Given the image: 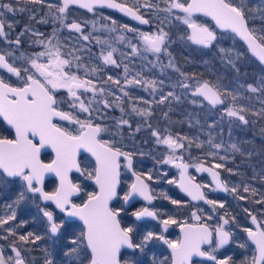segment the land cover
Returning a JSON list of instances; mask_svg holds the SVG:
<instances>
[{"label": "snow or ice", "instance_id": "obj_1", "mask_svg": "<svg viewBox=\"0 0 264 264\" xmlns=\"http://www.w3.org/2000/svg\"><path fill=\"white\" fill-rule=\"evenodd\" d=\"M29 2L43 4L44 0H29ZM77 3L80 7L89 11L97 6L117 9L144 25L149 24L150 20L140 13V9L158 8V5L152 4L150 0H145L144 3H140V0H134L132 6L128 5L127 0H124L123 3H118L116 0H63V5L56 10L61 14L66 13L70 4ZM165 3L167 7L158 9L168 14L165 20L169 23L173 20L180 21L185 26L180 39L185 43L190 42L191 45L197 46L205 55L215 52L224 66L233 74L236 88L229 91L222 82L223 77L220 76L216 77L215 82L198 79L194 84L189 85L186 81L194 79L195 74L189 75L180 72L175 57L168 51L170 44L174 41H172L169 32L165 31L163 27L158 25L155 32H139L137 29H132L124 24L120 26L121 29L126 32H136L143 42L144 52L153 53L157 59L161 53L168 55V64L164 65L161 70L163 71V68H174L175 71L180 72V75L185 78L183 82H180V87L191 89L193 96L202 97L204 101H207L213 107L225 105L224 113L227 117L236 118L243 125H249L253 122L246 118V114L264 120V98H261L264 97V76L258 77L254 84L241 83V76L247 75L246 72L242 73L241 71V60L244 53L237 52L234 48L222 46L226 35L231 34L233 39L238 36L246 42L247 50L258 59L261 65H264V3L259 6L251 4L250 0H247V2L246 0H165ZM48 7L52 8L53 5H48ZM24 10V8L19 9L21 12ZM15 11L17 9L12 3H4L3 0H0V36L7 38L5 29L14 27V22H7L6 14ZM177 12L182 15H178ZM201 16L210 17L215 26L212 27L208 23L202 22ZM31 19H35V16L33 15ZM56 19L63 23L65 17L57 16ZM108 19L111 20L110 17ZM257 21H259V24H257ZM37 22L47 23L44 19ZM111 23L115 25L116 21L111 20ZM66 27L80 33L83 40H89V35H84L80 23L72 22ZM93 27H95V24H93ZM115 30V28L109 29V31ZM218 30L223 31L218 32ZM27 31L29 29L25 28L16 37L14 40L16 45L21 44L20 37ZM33 35L43 37L44 33L33 32ZM53 36H55V32ZM118 39L124 41L125 37L121 35ZM33 43L44 45L45 50L35 53L34 56L26 57L28 67H17L14 60L10 62L8 57L14 56L13 53H0V68L6 69L8 73L16 76L21 81L19 86H13L3 77H0V117H3V120L15 130L13 139L0 136V192L10 190L15 186L17 180L21 183L16 199L13 203L6 205L7 208L12 210L8 215L0 216V226L16 219L14 208L26 202L29 199V194H31L32 203L37 207L42 217L46 219L48 238L57 244L60 240L64 241L60 248L63 257L68 258L67 264H143L137 253H145L148 245L153 241H162L171 249V260L169 261L167 258L160 260L153 256L152 264H192L193 257H207L215 264H235L230 255L225 256L223 259H218L216 255L220 249L235 242L233 241L234 234L232 231L226 230L224 227L230 223L229 219L222 217V224L217 225L215 228H210L207 223L191 225L185 223L181 227L183 232L181 240H170L165 238L162 233L154 231L141 232L135 223L127 225L122 223V213L125 212L124 207H112L110 205L118 197L117 189L121 183L120 160L124 158L126 161L125 166L131 171L133 153L122 151L120 147L115 146L114 141L101 139V133L106 132L107 129L100 124L93 123L91 119V105L95 102V94H103L106 89L103 87L97 88L92 80L82 79L76 72L72 71L73 61L81 60L80 56L73 54L79 49L74 48L73 52L67 53L71 57V59H68L61 53L60 45H53L51 39H39L33 41ZM97 43L107 42L97 40ZM129 46L132 53L137 54L138 45L129 41ZM109 47L111 50L107 51L106 54L103 51L101 52L103 63L119 67L120 64L114 58L117 49L111 48L110 45ZM204 50L207 51L204 52ZM42 58L45 62H40ZM81 66L79 63L76 65L77 69ZM84 68L86 76L89 71L96 72L98 70L96 67L89 69L86 65H84ZM128 72V66L124 65L125 81L128 85H140L155 90L163 84V81L145 79L141 73H136L131 79H127ZM107 81H111L117 86L121 84L120 80H113L112 76H108ZM62 88L66 89L72 98L68 102L69 107L87 113L89 118L81 120L73 112L62 110L61 105L64 101L57 98V91ZM80 90L93 93V100L86 104L81 99L83 93ZM120 90L124 92L125 96L129 95L124 87L121 86ZM241 90L260 94L257 97L261 104L259 110H255L246 104L237 106V102L241 99L249 101L252 99V97L245 96ZM169 97L177 101L180 99L179 96L170 91L166 95H161L158 103H164ZM117 100H120V98L117 97ZM226 100L232 104L231 107L227 106ZM196 102V100L192 101V103ZM101 103L104 107L112 106L108 100H103ZM120 110L124 112L123 107ZM132 112L145 117L152 115L150 109L133 107ZM57 120L78 125L76 134L54 122ZM124 125L129 128L132 127L129 120L121 118L118 122V128ZM148 127L151 128V124ZM135 131H140L139 125L135 128ZM261 131L264 133V129ZM151 134L156 137L158 144L166 145L171 150L167 159L163 160L162 163L174 164L176 168L181 170L179 187L182 191L190 196L193 201H204L211 205L213 210L217 207L224 208V203L207 198L202 189L209 187L208 185L195 183L193 177L187 176L189 163L184 162L182 155H176L177 150H187L193 145L202 148L204 142H197L198 138L187 136H162L160 132L155 130ZM207 143L213 149H220L223 146L221 143H213L211 138ZM230 147L233 152L244 154L237 144H231ZM45 148H51L55 152V159L49 163L41 160V151ZM81 149L95 157L96 167L92 171H88L87 168L81 169L80 162L77 159ZM207 155L215 156L216 153L208 152ZM247 155L250 157L252 153L248 152ZM220 159L223 160L225 157H220ZM192 166L199 171L211 174L212 179L215 181V187L212 188V191L218 190L233 194L238 192L239 185L229 187L227 182L221 180L220 173L214 171L213 168L204 167L202 163ZM222 167H224L222 164L214 165V168ZM73 170L88 179L94 180L98 186V191L88 192L87 199L80 204L75 203L73 200L74 196L83 191L80 184L73 183L70 179L69 174ZM227 171L232 172L233 170L227 169ZM49 173H53L59 178V186L54 191H45V176ZM132 175L135 177V182L129 185V190L122 196L124 203L126 204L131 200L134 195L151 202L154 197L151 194L149 184L142 179L143 174L133 171ZM147 179H152L150 173ZM167 182L169 184L176 183L174 180H168ZM243 192H251L252 195L257 194L255 188L248 186L243 187ZM162 195L167 199H171L166 194ZM239 199L246 200L247 197L241 195ZM37 201L54 203L55 207L65 214L63 219L57 220L53 211L47 207H42ZM171 203L179 205L181 202L171 199ZM255 203L264 205V198L255 201ZM245 212H248V209H245ZM131 215L137 221L144 218L158 219V212L147 207L133 211ZM192 215L196 221L201 220V216L196 215L195 212ZM211 218V216L207 217V219ZM231 219L234 220L235 217ZM77 220L82 222V229L79 231L76 230ZM251 220L256 225V230L244 228L243 231L247 233L248 238L255 245V253L250 260L245 259L241 264H264V220H257L255 215H251ZM22 223H26V221ZM177 223L172 217L160 220L163 232H166L170 225ZM5 231L11 235H16L11 227L5 229ZM4 238L7 239V237ZM43 238L34 232H28L26 235H19L18 240L25 244H35ZM204 245H208L209 248L204 249ZM238 246L246 248L247 244L240 243ZM12 251L15 252V256L5 258L3 249L0 248V264H32V261L26 259L25 255L22 254L19 247H12ZM44 253L43 264H58L52 251L45 248Z\"/></svg>", "mask_w": 264, "mask_h": 264}, {"label": "trees", "instance_id": "obj_2", "mask_svg": "<svg viewBox=\"0 0 264 264\" xmlns=\"http://www.w3.org/2000/svg\"><path fill=\"white\" fill-rule=\"evenodd\" d=\"M3 1H17L18 0H3ZM119 1V0H118ZM132 0H127L128 5L132 6L133 2ZM120 2H124V0H120ZM247 2V0H246ZM18 3H27L30 6L29 0H19ZM250 3L253 5H261L264 3V0H250ZM22 4V5H23ZM51 5V4H49ZM59 5V2L58 4ZM45 7V4L43 3V6ZM58 7V6H57ZM56 12L57 16H63L60 13ZM99 13V12H98ZM102 13H108V12H102ZM109 15L110 12L108 13ZM115 16V15H113ZM55 19L52 22L47 23H31L28 21H24L23 24L20 26L22 27H30L33 32H40L44 33V36H37L32 35L29 39L21 41V50L23 51L22 57H30L34 56L35 53L44 51L45 46L33 43V41L39 40V39H51L52 44H61V41H59L60 36L62 35V27L63 24L60 20ZM73 18L76 19H85L88 18V15L82 12L75 13ZM118 17V16H116ZM204 21H207L204 18H201ZM209 21V20H208ZM211 24V22H209ZM257 24H259V21H257ZM55 32V36H53V33ZM178 37L183 35V30L179 29L178 31ZM175 34L170 33L171 38H174ZM177 37V38H178ZM59 38V39H58ZM236 39V38H235ZM62 40V39H61ZM237 40V39H236ZM59 41V42H58ZM63 47H65V51L67 53L73 52V49H81L82 46L75 45L72 43L73 41H67L62 40ZM79 42H82L81 39L78 40ZM96 41L95 39L92 40V42ZM173 46L170 47L174 50H184V52H174L172 55L175 57V62L177 67H179L180 72L186 73V74H195L194 79L190 80H211L215 82V79L217 76L223 77V84L227 87L229 91H232L234 88L237 87L236 82L233 79V74L227 70L228 75L224 76V72L222 71L221 65L218 64L214 60L213 57H210L209 55H205L204 53H198V52H191L190 50H187L185 48H179L180 45L178 41L175 42V39L172 40ZM178 42V43H177ZM238 45H240L245 50V58L251 60L253 62V67H244L242 65L241 71L242 73L246 72L247 75L241 76L240 82L244 84L248 83H255L260 76H264V67H262L258 62H256L251 56L249 55L246 47L242 45L238 40ZM182 47V46H181ZM54 50V49H53ZM86 51L83 50V52H79L82 54L83 59V65L88 66L89 69L96 67L98 70L95 72L97 73V79L95 77H91L93 81H98L100 84H103L105 88L110 87L112 89V82L107 81L108 76L115 75V72L112 73L111 66L105 65L103 63L101 52H100V46L95 43L93 47L91 48V53H95L94 56L98 57L99 62L93 63L92 57L88 56ZM86 55V56H85ZM207 61V63H206ZM123 65V64H122ZM122 68V66H120ZM120 69H117L116 71H119ZM124 70V68H123ZM90 73H94L89 71ZM120 70L118 75L124 76L125 73H121ZM180 72H178L180 74ZM117 75V74H116ZM178 75L177 72L171 73L168 76L165 77L163 75L162 86L164 87L162 90H169V86L167 85L169 82H171L174 79V76ZM151 76L150 74H146V77ZM178 82L180 81V77H177ZM114 80V77H113ZM107 81V82H105ZM189 81V80H188ZM171 84V83H169ZM244 92L245 96L252 97V99L244 100L241 99L239 102H237V106L239 104H246L250 107H253L255 110H259L261 107L260 100L257 99V97L260 96L259 93H251L245 90H241ZM264 98V97H261ZM100 101V100H99ZM227 106L231 107V103L226 100L225 102ZM148 107H152V105H147ZM157 107H159V110H162V112L158 111ZM224 107L225 105L219 106V107H211L209 113L205 112V108L193 104V103H182L180 101V104H173L165 101L164 103L160 105H153L152 112L153 114L157 115V113H165L166 115H169L170 117L167 119H159L157 122L159 124L163 123L164 126H167L168 128H172L174 130H178L179 136H187L189 138H198L197 142L203 141L204 146L202 148H197L195 145H193L189 150V153L187 154H181L186 161L190 162H204L209 165H215V164H222L224 165L223 169H232L231 175L236 179V181H230L228 180L227 183L229 187L233 185H239V190L237 193H229L228 196L222 197V198H212L213 200L220 201L224 203V208H218L217 210V216L220 218H226L230 220V223L228 226L230 228L232 227V231L236 233L235 231H239L240 233H244L243 229L248 228L251 225V215H255L258 217L259 220H264V205L255 203V201L260 200L264 198V133L262 134V129L264 127V120L259 119L258 117L248 115V118L250 121H253L249 125H237L234 124L233 127L228 126H222V121H228V119L223 120V117L225 115L224 113ZM157 108V109H156ZM104 110V107H103ZM103 110L99 113V119L96 120L94 118V122L96 124H100L103 127L107 129L106 133L103 134L104 140H110L113 141L111 138H109V135H113L112 126L113 124H118V120H114L112 118H109V115L106 112H103ZM157 110V111H156ZM154 115V116H155ZM92 118V119H93ZM222 119V120H221ZM148 123H142V125L148 126L149 124L155 123L154 118H149ZM261 122V123H260ZM260 123V124H259ZM262 125L263 127H261ZM203 129H206L207 133L203 134L200 131ZM228 129V130H227ZM224 132H226L224 134ZM262 134V135H261ZM215 136L216 138H220V142L223 145V139L225 137L231 138L229 143L237 144L242 152L244 154L242 155L240 152H236L235 155L227 157L225 159H220V157H223V152L220 153V151L213 150L212 152H215L216 155H207L206 151V145L208 144L207 141L210 139V137ZM115 137V136H114ZM176 137V136H175ZM122 138V137H120ZM133 139L138 138V136H133ZM223 138V139H222ZM222 139V140H221ZM115 142V141H114ZM118 142V141H117ZM115 142V143H117ZM146 147L144 150L138 149L137 151H134V149L130 148L132 153L142 154L143 156H147V160L152 159V153H150V144H152L151 141H146ZM187 143V142H185ZM153 148V147H152ZM197 148V149H196ZM212 148V147H211ZM248 152H251L252 155L249 157L247 155ZM195 159V160H192ZM83 166L87 168V164L83 162ZM248 186L250 188H255L257 190L256 195H252L251 192L245 193L243 192V187ZM183 194L180 193V195H176L175 197H178V199L181 203L179 205H168L163 207L165 210L170 211L173 213V215H177V219L179 222H182L184 220H189L183 215V210H185L188 205L187 199L182 196ZM246 196V200H240L239 196ZM245 209H248V212H245ZM10 209L9 211H11ZM16 219L9 221L8 224L0 226V248L3 249L4 257L7 258L10 256L9 250L6 248V245H12L14 247H19L22 252L28 255L30 260L33 261L32 264H43L44 260V249L47 248L53 253V257L58 261V264H67V257H63L62 251L60 248V245L64 243L63 240H60L59 244L55 243L53 240L48 238L47 234V227L46 224L41 220L39 216V211L36 206L30 205L29 207L26 205H22L16 210ZM164 210V211H165ZM227 213V215H225ZM251 213V215H249ZM0 216H3V214L0 212ZM235 217L234 220L231 218ZM26 223H22L25 222ZM13 228L16 235H11L9 232L5 231V229ZM82 228L77 224V231L81 230ZM28 232H34L38 235H41L44 237L42 240L37 241L35 244L32 243H23L18 240L19 235H26ZM4 237H7L5 239ZM27 250V251H25ZM139 258L143 261V264H152L150 262L149 257L144 256L143 254H137Z\"/></svg>", "mask_w": 264, "mask_h": 264}, {"label": "flooded vegetation", "instance_id": "obj_3", "mask_svg": "<svg viewBox=\"0 0 264 264\" xmlns=\"http://www.w3.org/2000/svg\"><path fill=\"white\" fill-rule=\"evenodd\" d=\"M4 3H12L13 6L17 9V11L13 12V13H7L6 14V20L8 23H12L14 22V27L12 29H8L6 28L5 31L7 33V38H5V36H0V53L3 54H7V53H13L14 56H10L9 61L12 62L13 60L15 61V66L17 67H28L29 65L26 62V59L20 55H22L23 51L21 50L20 45H16L14 43V40L16 39V37L25 30V27L20 26L21 24L24 23L22 16L28 12V10H32V8L34 7L33 10H35L36 6H43V4H33L31 3V9H29L28 6L24 5L23 3H18L17 1H3ZM59 2V5H57ZM45 4V9H49L47 14L51 15L52 21L55 19L56 17V9L60 6L63 5V0H44L43 2ZM23 4V5H22ZM27 4V3H26ZM51 4L53 5L52 8H49L48 5ZM153 4L157 5V3L155 1H153ZM28 5V4H27ZM58 6V7H57ZM130 6V5H129ZM20 8H24L25 10L23 12L19 11ZM155 8V7H154ZM77 12H82L88 15V19L90 16H94L95 14H97L98 12H107V11H103V10H97L94 14H89L81 9H78L76 7H70L67 9L66 13H63L61 15H63L65 17L62 27V35L61 37L64 40L67 41H78L79 39H81L78 35H75L73 32H71V30H69L68 27H66V25L72 23V22H76V23H82L83 19H76L73 18L72 16H74V14ZM110 12V11H109ZM108 12V13H109ZM140 13L142 15H144V17L146 19L147 16L145 13H143L140 10ZM17 14V15H16ZM116 16H118V19H121L123 22L131 25V26H136L139 28H142L144 30H150L151 27L153 26V22L150 19V26L149 27H143L140 26L134 22H132L129 19H126L125 17H122L120 15L111 13ZM50 18V19H51ZM204 18V17H201ZM206 19V18H204ZM208 20V19H206ZM211 22V21H210ZM212 23V22H211ZM213 25V24H212ZM214 26V25H213ZM183 30V29H182ZM179 33V32H178ZM92 34H96V32L92 31ZM21 41H22V37H20ZM29 39V38H28ZM173 39V38H171ZM9 41H13V42H9ZM241 43V42H240ZM171 53L173 54L174 52L176 53L177 51L174 49H170ZM207 50H204V52H206ZM195 52V51H192ZM178 53V52H177ZM199 53H203L202 51ZM211 54H209L210 56ZM148 59V58H147ZM147 59H145L146 61H148ZM126 62L124 63H119L120 66H122V68L114 66V65H110L111 66V70L112 73L115 72V75H113L114 80H120L121 85L123 84L122 82L125 81V75H118L120 70L122 71L121 73H124V65L128 66L129 72L127 75V79H131L133 76L136 75V73H141V75L143 76V78L147 79L146 77V70L147 67L146 64H143V62L141 61V58H135L134 57H129L128 56V60H125ZM123 64V65H122ZM117 69H120L119 71H116ZM114 74V73H113ZM117 74V75H116ZM164 75V74H163ZM163 75H159V74H153L152 76L154 78H156V81H162L163 79ZM0 77H3L8 83H11L13 86H19L21 81L14 75L8 74L2 70H0ZM177 77H179V75H175L174 79L169 82L171 84H167L169 86V90L165 91L162 90L164 87L162 85H159L155 90H153L152 88H145L144 86H139L142 90L141 92H139L136 89H131L133 90L136 94H130V99L132 101V103H138L141 105H160L161 103H158V101L161 98V95H166L168 92H174L175 95H178V89H179V85L180 83L178 82ZM126 82V81H125ZM176 88V89H175ZM112 90L114 92L117 91V89H113ZM81 93H85L83 92V90H80ZM80 94V93H79ZM57 98L58 99H63L64 103H62L61 108L64 111H71L73 112L74 115H77L79 117V119L84 120L89 118L87 113H82L79 112L78 109H72L69 107L68 102L72 99L70 97V95L68 94V92L66 90H62L57 92ZM86 97H84L83 95H81V99H83L86 103ZM191 99L189 97H180L179 101L169 97V99L167 100V102L169 103H173V104H180V101L182 103H192V101H190ZM87 104V103H86ZM153 109V107H151ZM158 108V109H157ZM156 109L160 112H162V110H159V107H157ZM156 110V111H157ZM99 112L92 109V115H91V119L94 117L96 118V120L99 119ZM152 113L151 117L154 119H167L170 116L166 115L165 113H157V115H155ZM94 118L93 123L94 122ZM60 124V126L67 128L69 131H72L73 134H76V131L78 129V125L76 124H72L68 121H54ZM96 124V123H95ZM161 126H163L164 124L161 123L159 124ZM113 126H118V125H114ZM113 128V127H112ZM114 129V128H113ZM112 129V130H113ZM168 133H171L172 136H176L178 135V130H174L172 128H168ZM113 135H109V138H111L113 141L117 142L115 143V146L120 147L122 151H126V152H132L130 147L127 146V142L124 140L126 139L125 135H126V131L125 130H117L116 132L119 133L118 135H116L115 129L112 131ZM103 134L104 132L101 133L100 138L103 139ZM0 136L3 137H7L9 139H13L15 137V131L12 128H9L5 121L3 120L2 117H0ZM115 136V137H114ZM131 138L135 135H131ZM138 136V135H136ZM120 137H122V139H120ZM144 137L142 136L140 139H135V142L133 143L134 146V151H137L138 153V149H139V145L138 141H143L144 143H146V139H144ZM104 140V139H103ZM146 140V141H145ZM153 147V148H152ZM140 149H142V147H140ZM150 153H152V159L148 160L146 159L147 156H143L141 153L140 154H136L133 153V166H132V171L128 170L126 165V161L124 160V158H121L120 160V164H121V168H120V180H121V184L120 187L118 188V197L117 200L113 201L111 203L112 207H118V206H123L125 209V212L122 213V217H123V221L122 223H124L125 225L127 224H133L135 223L139 229V231L144 232V231H154V232H158V233H162L165 238L170 239V240H181V232L180 229L185 223L187 224H197V223H207L210 228H214L213 227V223H212V218L211 219H207L208 216H213V211H212V207H210L209 204H203V202H200L198 204H194L192 203L185 195V193L181 190V188L179 187V184H177V179H178V173H177V169L174 166V164H171V166H166L165 164L162 163L161 158L162 156L160 155V148H156V146H150ZM143 150V149H142ZM53 159H55V156L53 154V152L49 149H45L41 151V160H43L45 163H49L51 162ZM79 162H80V166L81 169H85V167L83 166V162L87 164V170L88 171H92L96 165H95V161L93 159H91V157L87 154H81L80 157L78 158ZM179 162V161H177ZM184 162L189 163V168L187 171V174L190 177H193L195 181H197L199 184L201 185H208L209 187L203 188V191L205 192V195L207 196L208 199H212L213 198V192H211V188L215 187V184H213L209 174L205 173V172H201L198 169V172L196 173L194 166L196 163L194 162H190V161H186L184 160ZM201 163V162H200ZM202 164H206L204 162H202ZM209 165V164H207ZM212 167H214L213 165H210ZM217 169V168H216ZM135 171L137 173H142V179L145 180V182L147 184H149L150 187V191L151 194L154 197V202L150 205L147 204V202L144 199H136L134 201H132L129 205H126L122 199V196L129 190V185H131L132 183L135 182V178L132 175V172ZM220 174H221V178L223 181L227 182L228 180L232 181H236V179L231 175L230 173V177L227 178L226 175H224V173H222L219 170ZM152 175V179L148 180L147 176L148 174ZM199 174V175H198ZM71 180L73 181V183H78L80 184L81 189H83V191L80 192V195L78 197L73 198L74 202L77 204L82 203L84 200L87 199V193L88 192H96L98 191L96 186L93 185L86 176L79 174V173H73L71 174ZM168 180H174L176 181V183L174 184H169L167 181ZM59 186V182L56 178L50 177L45 179V191H54L56 187ZM21 188V183L17 180V183L15 184V186H13L10 190L5 191V192H0V212L3 214V216H6L10 213V209L6 207V205L13 203V201L16 199L17 197V193ZM183 194L182 196L185 197L187 199L188 205L185 206L187 207L185 210H183V215L187 216L186 218L189 220H184L182 222H179L178 219L176 218L177 215H173L172 212L165 210L163 207L171 205L173 206V204L171 203V199H178V197H175L176 195H180ZM162 194H166L167 197H170L171 199H167L164 197V195ZM228 195V193L226 192H222V191H218L216 194V198H222V197H226ZM32 198H31V194H29V199L20 204L18 207H15L16 210H18V208L20 206H22L23 204L26 206H30ZM38 203L41 204L42 207H47L49 210L54 212L55 217L57 218V220L63 219L64 214L57 211L56 207L53 204H45L41 201H37ZM33 207L35 206L34 204L32 205ZM143 207H147L149 209L152 210H156L158 212V219H152V218H145L142 220L137 221L135 219V217H133L131 215V213L133 211H137L140 208ZM165 210V211H164ZM202 210V211H201ZM195 212L196 215L201 216V220L200 221H196L193 218L192 213ZM216 215H217V211H216ZM169 217L174 218L178 223L177 224H172L168 227V230L166 232H163V226L160 224V220L162 219H167ZM257 220L258 217H257ZM219 221V220H218ZM214 222V221H213ZM252 222V220H251ZM76 224H78L81 228H82V224L79 223L78 221H76ZM252 224V223H251ZM250 224V225H251ZM179 225V226H178ZM229 225V224H228ZM225 225L227 230H231L232 231V227L230 228V226ZM252 230H254L255 228L253 227V225H251L250 227ZM237 234H240V236H242V238L244 239L242 243H246L247 247L246 248H234V243H231L230 246H228L227 248H222L220 249L216 255L218 259H223L225 256H231L233 261L235 262V264H241L242 261H244L245 259H251L252 255L255 253V246L248 240L247 238V233L244 232L243 234L240 233L239 231H235ZM233 235V241H235L234 236L236 235V233H234L232 231ZM204 249H208L209 246L208 245H204L203 246ZM140 254V253H137ZM142 255V254H141ZM144 256L149 257L150 262H152V258L153 256H155L157 259L163 260L165 258H167L169 261L171 260V251L170 249L167 247L166 244H164L162 241H153L148 245V248L146 249L145 253H143ZM192 264H215L214 261H207L203 260V259H196L192 262Z\"/></svg>", "mask_w": 264, "mask_h": 264}, {"label": "rangeland", "instance_id": "obj_4", "mask_svg": "<svg viewBox=\"0 0 264 264\" xmlns=\"http://www.w3.org/2000/svg\"><path fill=\"white\" fill-rule=\"evenodd\" d=\"M153 1H155L157 3L158 8H152V9L141 8L140 9L143 13L146 14L147 18L149 20L151 19L152 22H153V26L151 27L150 30H144V29L136 27V26H131V25L123 22L121 19H118L117 17H115L113 15H109L108 13H102V12H99V13L95 14L94 16H90L89 19L85 18L84 20H82L83 22L80 23L82 25V27H83L84 35H89V40H87V41L83 40V38L80 35V33H77L74 30L69 29L75 35H78L81 38V40H82V42L75 41V40L72 42L75 45H78L80 47L82 46V48L79 49V51H76V52L73 53L74 55L80 56L81 60L80 61H73L72 71L76 72V74L78 76H80L82 79H90V80H92L91 79L92 76L97 79V73H95V72L94 73L88 72L87 76L85 75V68H84V65H83V62H82L83 61L82 54L79 53V52H83V50L86 51L88 54L86 52L85 53L88 56L92 57V61L95 60L93 63H95V64L98 63L99 62L98 57L94 56L95 53L94 52L91 53L90 51H91V48L93 47V45L95 43H97V40H100V41H106L107 42V43H97L100 46V52L103 51L104 54H106L107 51L111 50L109 45L111 46V48L117 49V51L114 53V58L117 59L118 63L126 62L125 60H128V56L129 57H134L135 56V58H138V57L141 58V61L143 62V64H146V66H145V67H147V70H146L147 72L146 73L151 75V76H148L147 79L156 80V78H154L152 76L153 74H159V75H163L164 74L165 77H166V76H168L171 73L177 72V71H175L174 68H163V71H162L161 70L162 67L164 65L168 64V60H169L168 55H166L164 53H161L159 58L157 59V57L153 53L144 52L143 51V42L140 39L139 35L136 32L123 31L120 26L124 25V24H127L132 29H137L139 32H155L157 30V26L159 25L160 27H163L165 31H168L169 34L170 33H174L175 34L174 35L175 37L172 40L175 39V42L176 41L179 42V44H178V45H180L179 48H185L187 50H190L191 52L192 51H195V52H198V53L201 52V50L197 46L191 45L190 42L189 43H185L184 41H182L180 39V37H178L179 36L178 35L179 29H183L184 30V28H185V26L182 25L180 21L173 20L171 23H169L167 20H165V17L168 16V14L163 12V11H159L158 10V9H163V8L167 7V4L165 3V0H150V2L152 4H153ZM131 2H133V4H134V0H132ZM144 2H145V0H140V3H144ZM24 5L28 6L29 9H31V6L27 5L26 3ZM33 9H34V7L32 8L31 11L28 10V12H26L22 16L23 21L36 23L37 21H39L41 19H44L47 22H52L51 15L47 14L48 12H46L49 9H47V8L45 9V7H42V6H40V7L36 6L35 10H33ZM177 14L178 15H182L179 12H177ZM33 15L35 16V19H31V17ZM109 17L111 18V20H115L116 21L115 25H113L111 23V20L108 19ZM162 21H163V23H162ZM202 22L208 23L210 26L214 27L212 25V23L211 24L209 23L210 21H208V20L207 21L202 20ZM93 24H95V27H93ZM105 26H107V27H105ZM26 28L29 29V31L25 32V34L23 36H21L23 40H27L28 38H30L33 35L32 29L30 27H26ZM111 28H115L116 30L115 31H109V29H111ZM92 31L96 32V34H92ZM121 35H123L125 37L124 41H120L118 39V37H120ZM60 38L62 40H64L61 36H60ZM61 39H59V41H61V44L58 43L60 45V51L64 55L65 58L71 59V57L67 55V52L65 51V47H63V43H62L63 41ZM93 39H95L96 41L92 42ZM129 41L132 44L138 45L137 54H133L132 53V50H131V48L129 46ZM236 41L237 40L235 38L234 39L232 38V35L228 34V35H226L225 39L223 40L222 46L234 48L237 52L244 53V55H245V53H246L245 50L240 45H238V42H236ZM172 44L173 43H171L169 48H168L169 52L171 51L170 49H172V48H170V47L173 46ZM177 52H181L182 53V52H184V50H180L179 49ZM122 53H123V55H121ZM145 57H146V59L148 58L147 59L148 61L145 60ZM210 57H213L214 60L216 62H218L219 65H221L220 67L222 68V71L225 73L224 76L228 75V73H227L228 69L221 62L219 56H217L215 54V52H213L210 55ZM245 57L246 56L242 57L241 64L245 68L246 67L247 68L248 67H253L252 66L253 62L251 60L245 58ZM40 62H45V60L42 58V60ZM77 63L82 65L78 69L76 67ZM66 71H67V69H66ZM261 73H264V72H261ZM177 74L180 77L179 83L183 82L185 80V78L183 76H181L178 72H177ZM196 80H198V79H195V80H190L189 79V81L187 80L186 82L189 85H192V84L195 83ZM93 82L96 84L97 88H100V87L105 88L103 86V84H100V82H98L96 80L93 81ZM122 83L123 84L122 85L120 84V86H117L114 83L111 84L113 89H117L116 92H114L110 87H108V88H105L106 89L105 93H103V94L96 93L95 97H94L95 102L92 103L91 108L96 110V111H98L100 113V111L103 110V107H104V105H103V103H101V101L108 100L109 104H111L112 106L111 107H104L103 112L107 111V113L109 115V118H112L114 120L120 121L121 118L127 119V120H129V123L132 125L131 128H129L127 125H124V126L119 127V128H118V126H112L115 129L114 133L116 135H118L117 132H116L117 130H125L126 131V135H125L126 139H124V140L127 142V146L132 148V149H134L133 143L135 142V139L131 138L130 134L131 135L133 134L135 136L138 135V138H136L137 140L140 139L143 136L144 139L147 140V142L148 141L152 142V144H150V145L156 146V148H158V147L160 148L159 149L160 150V155L162 156L160 161H163V160L167 159V156L170 154L171 150L166 145L158 144L156 137L152 136L151 133H152L153 130H155V131L160 132L162 136L171 135V133H168V131H167L168 127L164 126V125L163 126L159 125V123L157 122L158 119H155V123L151 124V126H152L151 128H149L146 125H142L141 122L147 124L148 123L147 120L149 118H152V117L151 116L150 117L139 116L136 113L132 112V108L136 107L138 109H150L151 111H152V108L150 106L148 107L146 105H141V104H138V103H136V104L132 103V101L130 99V94H136V93L133 90H131V89H136L139 92H141L142 89L139 87L140 85H128V84H126L125 81L122 82ZM121 86L124 87V90L129 93L128 96H125L124 92H122L120 90ZM62 90H66V89L62 88V89H59L57 92L62 91ZM177 91H178L179 97H182V96L185 97V98L189 97L191 99L190 101L196 100L197 102L193 103V104H196V105H199V106L205 108V112L209 113L210 108L212 106L210 104H208L207 101H204L202 97L193 96L191 94V89H184V88H181L180 85H179V89ZM109 93H113V94L110 95ZM82 95L84 97H86L85 98L86 99V103H88L90 100H93L94 94L91 93V92H85ZM117 97H119L120 100H117ZM117 105H119V106H117ZM219 106H222V105H217V106H215V108L219 107ZM121 107L124 108V112H121V110H120ZM246 118H248L247 114H246ZM226 119H228V121H225V122L222 121V126L230 125V127H233L234 124L242 125V123L239 122L238 120H236V118L227 117V115L225 114L224 117H223V120H226ZM116 125H118V124H116ZM138 125L140 126V131L136 132L135 128ZM260 126L263 127L262 125H260ZM263 129H264V127H263ZM206 131H207L206 129H203L200 132L203 133V134H206L207 133ZM225 133L226 132H224V134ZM173 137H175V136H173ZM210 138L212 139L213 143H221L220 142V138H216L215 136H212ZM120 139H122V138H120ZM230 139L231 138L225 137V139H223V142L226 145H223L221 143L223 146L220 149H213V148H211V145L207 144L206 145V151L208 150L207 152H212L213 150H217V151H220V153L223 152V154H224L223 157H225V158L233 156V155H235L236 152H233L231 147H230L232 143L228 144ZM138 144H140L139 146L142 147V149L144 150V148L146 147L147 143H144L143 141H138ZM189 151H190L189 149H187V150L180 149V150H177L176 155L180 156L181 154H187V153H189ZM192 160H195V159H192ZM200 162L201 161L194 162V163L197 164V163H200ZM163 164H165V163H163ZM165 165L166 166H171V164H165ZM194 168H195V171L197 173L198 172L197 168L196 167H194ZM217 170H220L222 173H224V175H226L227 178L230 177V173H229V171H227V168L223 169V167H222V168H217ZM180 172H181V170L177 169V173H178V175H177L178 176L177 184H179V181H180ZM212 188H211V192H213V198H216L217 197L216 194H217L218 190L217 191H212ZM228 195H229V193H228ZM30 203H31V205H33L32 201ZM210 207H212V206L210 205ZM217 210H218V208H216L215 210L212 209L213 214H214V217L212 216V223H213L212 225H213L214 228L217 225L222 224V222H223L222 219L219 216L216 215V211ZM39 216H40L41 220L46 224V227H47L46 219L42 217L40 212H39ZM224 227L227 230L226 226H224ZM234 237L237 238V239H235V243H234V248L237 249V248H239L238 245L240 243H242L244 239L242 238V236H240V234H237V233H236V235ZM12 247H14V246L6 245V248L9 250L10 256L14 257L15 256V252L12 251ZM22 254L25 255L26 259H30L28 257V255L25 254L24 252H22ZM32 263H33V261H32Z\"/></svg>", "mask_w": 264, "mask_h": 264}, {"label": "water", "instance_id": "obj_5", "mask_svg": "<svg viewBox=\"0 0 264 264\" xmlns=\"http://www.w3.org/2000/svg\"><path fill=\"white\" fill-rule=\"evenodd\" d=\"M116 2H118V3H122V2H120V0L118 1V0H116ZM70 7H76V8H78V9H81V10H83V11H85V12H87V13H89V14H94L97 10H103V11H107V12H111V13H114V14H117V15H120V16H122V17H125L126 19H129V20H131L132 22H134V23H136V24H138V25H140V26H143V27H149L150 26V23L149 24H147V25H144V24H141L139 21H137V20H134L133 18H131V17H129V16H127V15H125L124 13H122V12H120L119 10H117V9H111V8H107V7H103V8H101V7H99V6H97V7H95L92 11H89L88 9H86V8H82V7H80L79 6V4L77 3V4H70L69 5V7L68 8H70ZM202 17V16H201ZM204 18H206V19H208L209 21H211L212 22V24L215 26V23H214V21H212L211 20V18L210 17H204ZM219 32H221V31H223V30H218ZM238 41H240L241 43H242V45H244L245 47H246V49H247V44H246V42L245 41H243L240 37H235ZM248 51V50H247ZM248 53H249V55L256 61V62H258L259 63V61H258V59L256 58V57H254L251 53H250V51H248ZM260 64V63H259ZM261 65V64H260ZM261 66H263L264 67V65H261ZM0 70H2V71H4V72H6V73H8L7 72V70L6 69H2V68H0ZM8 74H11V73H8ZM12 75V74H11ZM3 118V117H2ZM5 123H6V125L9 127V128H11V126L10 125H8L7 124V122L5 121ZM14 130V129H13ZM15 131V130H14ZM45 149H49V150H51L52 152H53V154H54V156H55V152L51 149V148H45ZM45 149H43V150H45ZM81 154H87V155H89L90 157H91V159H93L94 161H95V157H93L92 155H91V153H88V152H86L85 150H83V149H81V151H80V154H79V156L77 157V159L80 157V155ZM79 160V159H78ZM95 165H96V162H95ZM203 166L204 167H208V168H213V170L214 171H217V172H219V170H217L216 168H214V167H212V166H210V165H207V164H203ZM132 171V170H131ZM201 172H204V171H201ZM73 173H79V172H76L75 170H73L70 174H69V176H70V179H71V174H73ZM205 173H207V174H209V176H210V178H211V180H212V182H213V184H215V181L212 179V176H211V174L209 173V172H205ZM220 173V172H219ZM79 174H81V173H79ZM187 176H189L188 174H187ZM50 177H53V178H56L57 180H58V182H59V178L58 177H56L53 173H49V174H47L46 176H45V179H47V178H50ZM135 178V177H134ZM220 178H221V174H220ZM93 185H95L96 186V188H97V190H98V186L95 184V181L94 180H91V179H88ZM221 180H222V178H221ZM121 181V180H120ZM194 182L195 183H198L197 181H195L194 180ZM121 184V183H120ZM199 184V183H198ZM119 187H120V185H119ZM118 187V188H119ZM182 190V189H181ZM203 190V189H202ZM117 192H118V189H117ZM185 193V192H184ZM80 195V193L78 194V195H76V196H74L73 198H75V197H78ZM185 195H186V197L192 202V203H194V204H198V203H200V202H203V204L205 203L204 201H193L192 199H191V197L190 196H188L186 193H185ZM143 199L142 197H139V196H133V198L131 199V200H129L127 203H126V205H129L132 201H134V200H136V199ZM115 201V200H114ZM146 201V200H145ZM113 202V201H112ZM147 202V204L148 205H150L151 206V204L154 202V200H152L151 202H149V201H146ZM43 203H45V204H48V203H50V204H53L54 205V203H52V202H43ZM205 204H207V203H205ZM55 206V205H54ZM111 206V205H110ZM57 209V208H56ZM57 211H59L60 212V210L59 209H57ZM65 215V214H64ZM145 219V218H144ZM142 220V219H141ZM78 221V220H77ZM79 223H81L82 224V222H80V221H78ZM252 223V222H251ZM188 224V223H187ZM189 225H191V224H189ZM251 225H253V227L255 228L253 231H255L256 230V225H254L253 223L251 224ZM180 229V232H181V239L183 238V232L181 231V228H179ZM247 238H248V236H247ZM248 240L252 243V241L248 238ZM231 244V243H230ZM230 244L229 245H227V246H225L224 248H227L228 246H230ZM253 244V243H252ZM254 245V244H253ZM206 246V245H205ZM255 246V245H254ZM168 247V246H167ZM170 249V248H169ZM170 251H171V249H170ZM196 259H203V260H206L207 259V261H210L207 257H193V260H192V262L194 261V260H196Z\"/></svg>", "mask_w": 264, "mask_h": 264}]
</instances>
